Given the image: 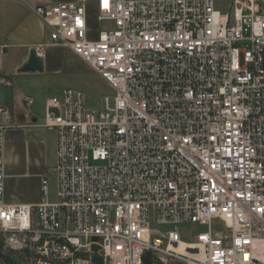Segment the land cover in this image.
<instances>
[{
	"label": "built area",
	"instance_id": "obj_1",
	"mask_svg": "<svg viewBox=\"0 0 264 264\" xmlns=\"http://www.w3.org/2000/svg\"><path fill=\"white\" fill-rule=\"evenodd\" d=\"M91 3L33 9L49 44L111 94L97 110L74 89L47 100L35 126L56 136V201L43 177L36 205L4 201L0 105L1 253L93 264L98 246L102 264H264V0ZM8 48L0 39V58ZM182 224L201 231L182 241Z\"/></svg>",
	"mask_w": 264,
	"mask_h": 264
},
{
	"label": "crops",
	"instance_id": "obj_2",
	"mask_svg": "<svg viewBox=\"0 0 264 264\" xmlns=\"http://www.w3.org/2000/svg\"><path fill=\"white\" fill-rule=\"evenodd\" d=\"M77 1L0 0V39L9 44L8 50L0 58V76L9 82L11 88L10 76L20 72L32 49L41 56L43 72L47 74L57 71V55L54 53L65 50L49 44L48 31L33 9ZM89 2L92 4V0ZM90 10L93 11L92 5ZM17 98L15 103L14 94L13 105L7 106L8 118L2 121L8 125L3 134L4 201L7 204L36 205L42 198V179L52 174L51 169L56 163V136L52 131L35 126L44 115L45 104L43 108L33 110L34 100L19 93ZM25 98L32 101L30 107L25 103Z\"/></svg>",
	"mask_w": 264,
	"mask_h": 264
},
{
	"label": "rangeland",
	"instance_id": "obj_3",
	"mask_svg": "<svg viewBox=\"0 0 264 264\" xmlns=\"http://www.w3.org/2000/svg\"><path fill=\"white\" fill-rule=\"evenodd\" d=\"M221 10L228 8V3L219 5ZM93 11H90L91 25L95 29L97 24L94 22ZM57 71L55 73H21L11 75L9 79L13 84V91L16 96L15 103L18 101L17 94L29 97L34 100V109L43 108L47 100L52 97H61L64 90L74 89L83 93L85 107L97 110L101 107L102 98L111 94V90L105 83L80 59L72 56L67 49L56 51ZM21 68V67H20ZM41 120H39V123ZM49 183V201H56L55 177L53 174L45 177ZM182 241L190 242L197 232L201 231L194 225L182 224L178 227ZM150 264H160L151 262ZM168 264H176L169 262Z\"/></svg>",
	"mask_w": 264,
	"mask_h": 264
},
{
	"label": "water",
	"instance_id": "obj_4",
	"mask_svg": "<svg viewBox=\"0 0 264 264\" xmlns=\"http://www.w3.org/2000/svg\"><path fill=\"white\" fill-rule=\"evenodd\" d=\"M43 60L38 54L37 50L32 49L29 53V57L26 63L21 67V73H42L43 72ZM14 102V91L10 86H0V105H13ZM95 240V239H94ZM2 242L0 241V261L3 264H17L15 259L11 258L9 255H3L2 251ZM99 250L98 246H93L94 256L92 259L93 264H102L103 259L97 253ZM144 264H150V257L148 254L144 255L143 258Z\"/></svg>",
	"mask_w": 264,
	"mask_h": 264
}]
</instances>
